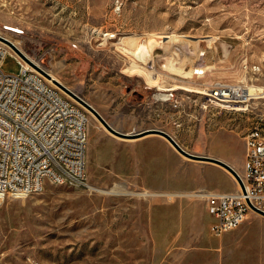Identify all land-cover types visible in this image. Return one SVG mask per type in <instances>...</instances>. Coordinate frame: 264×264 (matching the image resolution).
Returning a JSON list of instances; mask_svg holds the SVG:
<instances>
[{
  "label": "rangeland",
  "instance_id": "374dc122",
  "mask_svg": "<svg viewBox=\"0 0 264 264\" xmlns=\"http://www.w3.org/2000/svg\"><path fill=\"white\" fill-rule=\"evenodd\" d=\"M106 31L116 37L106 40ZM0 35L115 129L165 130L185 150L243 174L244 137L264 115V97L253 95L249 110H228L175 85H264V0H0ZM145 40L150 53L135 56ZM2 68L18 73L20 63L8 53ZM161 84L177 89L178 106L163 99ZM78 102L89 115L88 179L108 193L49 182L40 193L7 198L0 264H229L226 235L210 232L208 202L191 193L230 190L235 177L156 133L119 137ZM249 226L261 232L251 246L245 240L240 264H264V224L253 217Z\"/></svg>",
  "mask_w": 264,
  "mask_h": 264
},
{
  "label": "built area",
  "instance_id": "2783aa9c",
  "mask_svg": "<svg viewBox=\"0 0 264 264\" xmlns=\"http://www.w3.org/2000/svg\"><path fill=\"white\" fill-rule=\"evenodd\" d=\"M104 36L112 40L116 34L106 31ZM8 53L19 61L18 73L3 70ZM149 68L160 74L154 59ZM176 90H166L163 99L178 106ZM186 91L228 110H249L252 100L244 84L211 88L201 82ZM88 138V110L0 40V204L9 197L40 193L49 182L90 188ZM244 140L242 184L236 179L235 191H215L206 198L213 217L209 229L218 237L237 229L250 213H258L253 207L264 210V115Z\"/></svg>",
  "mask_w": 264,
  "mask_h": 264
},
{
  "label": "bare ground",
  "instance_id": "6f19581e",
  "mask_svg": "<svg viewBox=\"0 0 264 264\" xmlns=\"http://www.w3.org/2000/svg\"><path fill=\"white\" fill-rule=\"evenodd\" d=\"M2 36V35H1ZM4 37H6L7 39H9V40H11L14 44H16V46H18L24 53H25V51L17 44V42L16 41H14V40H12V39H10L9 37H7V36H4ZM182 37H185V36H182ZM164 38V37H163ZM131 39V38H130ZM129 39H127V41H128ZM183 40V39H182ZM130 41V40H129ZM187 41V40H186ZM6 43V42H5ZM7 44V43H6ZM8 45V44H7ZM9 46V45H8ZM10 47V46H9ZM138 47H140V51H141V53L140 54H131L130 52V56L131 55H135V56H141V58H143L142 57V55L144 56V54H146L147 52H148V50H149V48H148V45H147V43H146V40L144 41V42H141V43H139V46ZM11 50H13L12 48H11ZM14 51V50H13ZM139 51V52H140ZM147 51V52H146ZM15 52V51H14ZM148 53H150V52H148ZM26 54V56L28 57V58H30V60H32L37 66H39V67H41L40 66V64L35 60V59H33L32 57H30L27 53H25ZM129 55V54H128ZM147 55V54H146ZM145 55V56H146ZM148 56V55H147ZM146 56V57H147ZM145 58V57H144ZM145 59H147V58H145ZM144 60V59H143ZM147 61V60H146ZM149 61V60H148ZM144 63H146V62H144ZM147 64V63H146ZM42 68V67H41ZM45 70V69H44ZM46 71V70H45ZM48 74H49V79L51 80V81H53L54 83H56V84H58V86L60 87V88H62L59 84H62L63 86H65L64 84H63V82H62V80L59 78V77H57L52 71H50V70H47L46 71ZM202 86H207V87H211V88H240V87H242V86H237V85H231V84H224V83H203L202 84ZM66 87V86H65ZM175 87L176 88H178V87H182V88H185V89H187V90H191L192 88H189V87H185V86H176L175 85ZM174 86H172V90H173V88H175ZM247 89H248V93L250 94V96H251V98L253 99L254 98V96H256V97H259V96H263L264 97V85H261V86H249V87H246ZM63 89V88H62ZM160 89L161 90H169V86H166V84H161L160 85ZM64 90V89H63ZM64 92H66L67 93V91L66 90H64ZM70 97H72L73 95L71 94L70 95V93H67ZM163 96L165 95L164 93L162 94ZM254 95V96H253ZM73 99H74V97H72ZM86 106V105H85ZM87 107V106H86ZM88 108V107H87ZM89 109V108H88ZM240 109H246V107H243V108H240ZM89 111L91 112V114L93 115V116H95L97 119H99L98 118V116L92 111V110H90L89 109ZM100 120V119H99ZM101 121V120H100ZM101 124L103 125V126H105L103 123H102V121H101ZM106 127V126H105ZM107 128V127H106ZM114 128V127H113ZM108 129V128H107ZM115 129V128H114ZM109 130V129H108ZM117 130V129H116ZM110 131V130H109ZM111 133H113V134H115V135H117V136H119V137H122V138H125L126 140L130 137V139L131 138H134V134L135 133H126V135L127 136H120V135H118V134H116V133H114V132H112V131H110ZM149 134H153V133H149ZM158 135H160V136H162V137H164L166 140H168L165 136H163V135H161V134H158ZM146 136H148L147 134H145V135H141V137L140 138H142V137H146ZM169 141V140H168ZM170 142V141H169ZM170 144L171 145H173L171 142H170ZM174 146V145H173ZM181 146V145H180ZM175 147V146H174ZM176 148V147H175ZM177 149V148H176ZM178 150V149H177ZM229 171V170H228ZM237 171V170H236ZM230 172V171H229ZM238 172V171H237ZM239 173V172H238ZM230 174L231 175H233L234 176V174L232 173V172H230ZM240 174V173H239ZM241 176H243V174H240ZM235 177V176H234ZM235 182H236V178H235ZM237 184V183H236ZM238 186V185H237ZM90 189H93V190H98V191H100V192H107L108 193V191H106V190H103V189H99V188H95L93 185H90ZM114 191V190H113ZM116 192V191H115ZM209 193H212L211 191H204V192H202L201 194H199V193H191V195L192 196H200V197H203V198H207V196H208V194ZM143 194H147V192H144ZM158 194V193H157ZM164 195H167L168 197H169V199H171V200H173L175 197H177V196H181V197H186V195H188V194H186V193H163ZM151 195V194H150ZM156 195V194H155ZM158 195H162V194H158ZM190 195V194H189Z\"/></svg>",
  "mask_w": 264,
  "mask_h": 264
},
{
  "label": "water",
  "instance_id": "95a60500",
  "mask_svg": "<svg viewBox=\"0 0 264 264\" xmlns=\"http://www.w3.org/2000/svg\"><path fill=\"white\" fill-rule=\"evenodd\" d=\"M0 40L6 42L19 56H21L23 59H25L30 64L35 66L37 69H39L42 73H44L47 77H49V74L44 69H42L41 67L37 66L32 60H30V58H28L26 56V54L18 46H16V44H14L11 40H9L6 37L1 36V35H0ZM59 85L64 90H66L68 93L72 94L74 96V98H76L78 101H80L81 103L86 105L90 110H92L98 116V118L102 121V123L110 131H112V132H114V133H116V134H118L120 136H127L126 133L114 129L108 123V121H106V119L92 105H90L88 102H86L84 99H82L79 95H77L71 89L63 86L62 84H59ZM149 133H156V134H161V135L165 136L181 153L185 154L186 156H189V157H192V158H197V159H202V160H208V161H212V162H215V163H218V164L222 165L227 170L232 172L234 174L235 178L242 184L241 177H240L239 173L229 163H227V162H225V161H223L221 159H218L216 157H211V156H206V155H197V154H193V153L185 150L184 148H182L180 146V144L176 141V139L170 133H168L165 130L158 129V128H149V129H146V130H144L142 132L134 134V136H141V135H145V134H149ZM253 209L256 210L258 213L264 215V210L263 209L257 208V207H253Z\"/></svg>",
  "mask_w": 264,
  "mask_h": 264
},
{
  "label": "crops",
  "instance_id": "0c3cea01",
  "mask_svg": "<svg viewBox=\"0 0 264 264\" xmlns=\"http://www.w3.org/2000/svg\"><path fill=\"white\" fill-rule=\"evenodd\" d=\"M147 135L150 136V135H153V134H147ZM229 164L232 167L235 166L232 163H229ZM235 167H234V169H235ZM231 178H232V176H231ZM225 179H229V178H225ZM237 188H238V186L235 183V186L231 187V189L227 190V191H235ZM208 191L215 192V191H221V190H211L210 189ZM257 214L258 213H250L249 216H248V219L241 226H239L237 229L229 231V232H227L226 234L223 235V236L226 235L225 239L227 241V244L231 247V251H232L231 257L227 259L229 264H240V262H241L240 260L242 258L240 256L242 254L241 248H242V246H244L245 240H249L248 245L251 246V242L253 240L254 235L259 234V232H261L260 230L256 231V232H252L250 230V226H249L250 225V221H251V219L253 217L260 224V226L264 224V220H262V218H260V216H258V215H262V214H258V215ZM262 216H264V215H262ZM235 231H242V233H244V234L243 235H239V237H230V236H228V233L235 232Z\"/></svg>",
  "mask_w": 264,
  "mask_h": 264
}]
</instances>
